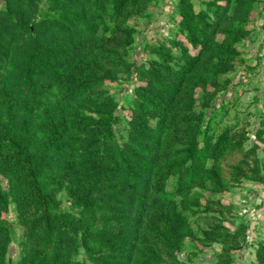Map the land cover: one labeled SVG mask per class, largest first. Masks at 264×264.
Instances as JSON below:
<instances>
[{
    "label": "rangeland",
    "instance_id": "rangeland-1",
    "mask_svg": "<svg viewBox=\"0 0 264 264\" xmlns=\"http://www.w3.org/2000/svg\"><path fill=\"white\" fill-rule=\"evenodd\" d=\"M13 1L0 0V80L18 47L34 44L29 28L50 12L48 3L55 9L62 3L23 0L26 14ZM91 1L58 42L67 48L92 38L123 59L118 80L105 84L118 103L113 147H123L138 169L145 163L130 155L131 148L154 162L141 179L116 173L113 183L99 182L100 195L108 193L111 212L120 217L119 228L130 235L139 227L135 244L121 243L124 254L107 251L104 263L264 264V0ZM180 76L182 84L162 116L159 99L141 87L152 84L158 94L159 88L175 87ZM142 95L151 99L135 126L134 102ZM138 131L144 138L135 135L136 146L131 136ZM190 148L200 155L194 165ZM187 167L192 175L182 189L179 178ZM20 181L8 174L1 180L7 208L0 210V264H29L41 247L32 235L34 212L25 188L13 186ZM57 185L60 211L90 215L74 203L69 175H57ZM74 247L66 243L56 264L86 258Z\"/></svg>",
    "mask_w": 264,
    "mask_h": 264
},
{
    "label": "trees",
    "instance_id": "trees-1",
    "mask_svg": "<svg viewBox=\"0 0 264 264\" xmlns=\"http://www.w3.org/2000/svg\"><path fill=\"white\" fill-rule=\"evenodd\" d=\"M22 1L14 0L19 2L14 8L29 14ZM60 1L56 9L53 2L48 3L50 12L42 14L40 21L29 28L34 44L22 43L18 47L0 80V210L7 208L1 180L7 174L16 175L22 181L13 186L25 188L34 212L32 235L41 246L29 264H56L66 243L75 246L76 251L83 249L90 259V263L85 258L77 264H105L107 251L119 249L124 254L127 248L121 247V243L135 244L139 227H133L130 235L119 228L120 217L111 212L108 193L100 195L99 182L110 180L116 173L141 179L150 175L154 162L144 160L141 153L128 146L130 155L145 163L143 169H138V162L127 159L123 147H113L118 103L105 84L107 80H118V72L122 70L118 66L123 59L92 38L62 48L58 38L76 18H81L92 1ZM127 1L122 0L121 4ZM77 4L83 5L82 11L71 10ZM72 12L78 17H69ZM121 66L124 69V64ZM182 78L171 90L159 88L158 94L152 91V84L141 87L145 94L150 92L159 99L162 116L169 112ZM140 98L142 101L134 102L131 117L135 126L148 110L146 101L151 99L149 95ZM151 132L156 135L160 129ZM135 135L143 139V132L131 136L132 142L139 146ZM189 150L194 165L200 155L194 148ZM57 175L71 177L74 185L69 187L70 194L77 206L90 212L86 218L59 210ZM190 175L192 167L181 171L179 188L187 187ZM12 180L15 182V177ZM139 205L138 217L143 218L145 200H140ZM177 216L180 222V215ZM1 240L0 245L4 244Z\"/></svg>",
    "mask_w": 264,
    "mask_h": 264
}]
</instances>
